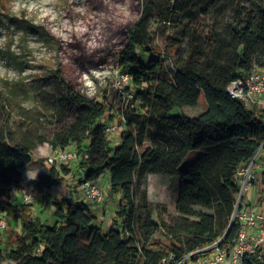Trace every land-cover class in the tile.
Wrapping results in <instances>:
<instances>
[{"label":"trees","instance_id":"obj_1","mask_svg":"<svg viewBox=\"0 0 264 264\" xmlns=\"http://www.w3.org/2000/svg\"><path fill=\"white\" fill-rule=\"evenodd\" d=\"M168 24L178 26L166 35L173 78L155 44ZM125 37L118 67L131 77L124 90L133 97L119 109L120 123L106 95H87L62 66L40 76L36 106L13 99L11 81L0 88V214L21 225L13 242L3 240L7 227L0 231V264H169L220 238L222 246L234 245L237 218L225 234L244 201L238 203L237 174L264 151V113L232 98L228 86L264 67V0H141ZM202 96L207 108L201 115L177 112L198 106ZM110 122L122 129L117 144L106 131ZM44 145L75 150L79 184L99 183L108 173L110 193L120 199L107 229L90 201L61 196L65 179L74 176L69 162L55 167L39 159L46 173L28 183L40 195L55 194L52 225L31 216V204L12 201L11 187L23 182V169ZM194 150L203 155L182 168ZM139 172L142 181L146 175L178 178L170 222L154 218ZM157 232L167 236L162 248L151 246ZM262 255L245 256L243 264H264Z\"/></svg>","mask_w":264,"mask_h":264},{"label":"rangeland","instance_id":"obj_2","mask_svg":"<svg viewBox=\"0 0 264 264\" xmlns=\"http://www.w3.org/2000/svg\"><path fill=\"white\" fill-rule=\"evenodd\" d=\"M140 10L141 0H0V88L5 80L11 81L16 85L13 99L22 101L26 107L36 106L37 88L42 83L40 76L47 74L51 68L62 66L81 83L82 91L87 95L100 99L106 95L120 123L119 109L129 102L124 89L130 82H119L122 73L118 67V54L126 40L125 30L138 19ZM158 27L159 24H156L153 29ZM177 27L176 24L163 25L161 32L165 33L164 36L160 33L155 38L156 50L165 56V74L170 78H173L174 69L167 51L166 35H172ZM17 62L22 63L21 68ZM206 108L202 96L198 106L177 112L199 116ZM119 137V133L111 135L112 144L119 142ZM51 154L48 145L40 146L34 152L33 161L24 169L25 185L29 186L33 177L38 179L46 173V166H42L39 159H46ZM201 155V150L191 151L181 167L190 166ZM257 163L253 162L252 170ZM69 165L74 176L65 179L66 188L61 196L74 194L78 199L87 201L77 182L80 172L76 157ZM139 174L136 180L149 191V201L155 210L154 218L170 222L176 215L178 178L146 175L142 181ZM108 181L109 175L106 173L99 182L106 196L105 205L100 207L91 202L98 216V224L104 229L111 224L120 199L119 194L111 195ZM255 192L256 188H253L246 195H254ZM52 196V193L46 196L39 194L37 200L27 206L30 207L31 216L47 219L51 225L56 220L51 207ZM11 199L17 203L22 202L15 195ZM19 207L25 206L20 204ZM6 222L7 228L2 232L3 240L13 242L21 233V225L16 218H6ZM167 242V236L157 232L151 246L162 248ZM159 243L162 245L159 246Z\"/></svg>","mask_w":264,"mask_h":264},{"label":"built area","instance_id":"obj_3","mask_svg":"<svg viewBox=\"0 0 264 264\" xmlns=\"http://www.w3.org/2000/svg\"><path fill=\"white\" fill-rule=\"evenodd\" d=\"M119 82H129L131 77L122 73ZM228 92L232 98L241 99L247 105L253 96L264 94V67L254 68L248 75L234 80L228 86ZM127 98L133 95L126 94ZM248 106V105H247ZM122 129L116 122L107 124L106 131L109 134L118 133ZM75 150L72 147L66 149H56L48 157V161L55 167L70 162L75 158ZM259 155L252 160L247 168L241 169L237 174V180L240 185L241 199L244 196L242 205L236 206L232 215V221L238 219V233L233 246H222L223 239L220 238L212 244L200 247L181 260L169 264H243L245 256L258 254L262 258L264 253V200H258L256 203H245L246 194L251 190L252 184L256 181L252 167L253 162ZM81 192L87 201L93 202L100 207L106 203V196L99 183L85 181L80 185ZM11 194L19 198L24 204L34 203L39 194L33 191L23 182L11 187ZM264 197V191L261 198ZM238 198V199H239ZM238 201V203L241 201ZM7 227L6 219L0 214V231ZM175 257L170 254L169 260ZM168 262V260H164Z\"/></svg>","mask_w":264,"mask_h":264},{"label":"crops","instance_id":"obj_4","mask_svg":"<svg viewBox=\"0 0 264 264\" xmlns=\"http://www.w3.org/2000/svg\"><path fill=\"white\" fill-rule=\"evenodd\" d=\"M247 105H248V108H250V109H252L258 113H264V94L253 96L249 100ZM51 152L53 153L52 149H51ZM256 161H258V163L254 166L255 168L253 169V173L255 175L256 181L252 184V187H251V189L256 188V192L254 195H252V194L247 195L246 199H245V203H248V202L256 203L258 200H261V203H262V201L264 200V197L261 198V195L263 194V191H264V176H263V172H264V151L260 152V155ZM24 169H23V174H24ZM102 179H103V177H102ZM31 180H35V179H31ZM108 183H109V181H108ZM52 194H53V196L55 195L54 193H52ZM92 206H91V209H92Z\"/></svg>","mask_w":264,"mask_h":264},{"label":"water","instance_id":"obj_5","mask_svg":"<svg viewBox=\"0 0 264 264\" xmlns=\"http://www.w3.org/2000/svg\"><path fill=\"white\" fill-rule=\"evenodd\" d=\"M241 197H242V196H240V198L238 199V201L241 199ZM232 225H233V221L231 222V224H230V226H229V229H228V231L226 232L225 236L229 233V231H230Z\"/></svg>","mask_w":264,"mask_h":264},{"label":"clouds","instance_id":"obj_6","mask_svg":"<svg viewBox=\"0 0 264 264\" xmlns=\"http://www.w3.org/2000/svg\"><path fill=\"white\" fill-rule=\"evenodd\" d=\"M35 177H33V179H34Z\"/></svg>","mask_w":264,"mask_h":264},{"label":"bare ground","instance_id":"obj_7","mask_svg":"<svg viewBox=\"0 0 264 264\" xmlns=\"http://www.w3.org/2000/svg\"><path fill=\"white\" fill-rule=\"evenodd\" d=\"M76 157V156H75ZM81 185V184H80Z\"/></svg>","mask_w":264,"mask_h":264}]
</instances>
